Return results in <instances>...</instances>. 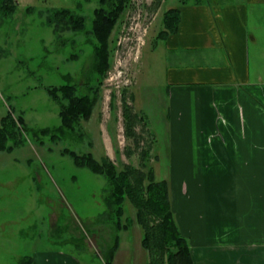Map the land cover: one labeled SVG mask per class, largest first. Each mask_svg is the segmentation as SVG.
<instances>
[{
  "label": "rangeland",
  "instance_id": "rangeland-1",
  "mask_svg": "<svg viewBox=\"0 0 264 264\" xmlns=\"http://www.w3.org/2000/svg\"><path fill=\"white\" fill-rule=\"evenodd\" d=\"M178 0H130L110 36V67L100 84L99 99L91 116L72 131L52 140L37 141L30 133L24 145L0 151V264H19L22 256L33 264H105L104 250L116 233L106 218V179L74 164L64 147L91 152L98 160L107 155L120 170L125 164L140 167V153L124 135L122 101L144 115L135 131L141 146L152 144L148 165L157 180L177 169L170 145L166 90L168 51L156 40L163 12ZM12 14L0 12V120L9 109L22 114L32 128L60 124L59 104L45 86L73 83L78 93L93 84L92 34H89L97 0H15ZM30 7V8H29ZM69 8L86 18L77 32L58 33L46 24L52 9ZM130 94H133L134 100ZM192 97L190 104L192 105ZM190 119V138L196 139ZM130 154H128L129 152ZM118 232L119 248L112 264H146L149 254L141 245L142 229L136 210L126 199ZM223 260L220 264H237Z\"/></svg>",
  "mask_w": 264,
  "mask_h": 264
},
{
  "label": "crops",
  "instance_id": "crops-1",
  "mask_svg": "<svg viewBox=\"0 0 264 264\" xmlns=\"http://www.w3.org/2000/svg\"><path fill=\"white\" fill-rule=\"evenodd\" d=\"M177 6L163 41L178 227L193 264H264V0Z\"/></svg>",
  "mask_w": 264,
  "mask_h": 264
},
{
  "label": "trees",
  "instance_id": "trees-1",
  "mask_svg": "<svg viewBox=\"0 0 264 264\" xmlns=\"http://www.w3.org/2000/svg\"><path fill=\"white\" fill-rule=\"evenodd\" d=\"M129 1L97 0L98 6L93 9L89 30V34L93 36L92 69L95 76L94 83L88 84L86 93L79 94L77 85L73 83L44 87L49 96L59 104L60 124L55 127L32 128L27 125L22 114L15 116L13 109H9L0 120V151L11 152L15 147L24 145L29 133L37 141H42L41 138L45 136L56 140L67 130H74L81 119L87 120L91 116L99 99L100 84L110 67V36ZM160 1L155 0L156 5ZM209 1L178 0V5ZM15 8V0H0L2 15L12 14ZM179 22L180 8L174 6L166 9L156 40H164L177 32ZM46 24L52 26L56 33L64 28L80 32L86 27V18L75 10L57 8L47 13ZM130 97L134 100L133 94ZM122 115L124 135L139 149L140 167L125 164L118 170L107 155L98 160L91 152L79 153L68 147L60 151L61 154L69 155L75 165L86 167L106 179L105 213L106 218L113 222L116 233L112 244L104 250V262L112 264L120 243L118 232L127 227L122 223L123 203L127 199L135 208L136 220L142 229L141 245L149 254L146 264H193L189 241L181 233L173 211L169 183L165 179L157 180L154 169L148 165L152 144L141 146L142 135L135 131L137 123L144 121V115L128 105L125 96L122 101ZM19 264H33V257L22 256Z\"/></svg>",
  "mask_w": 264,
  "mask_h": 264
}]
</instances>
